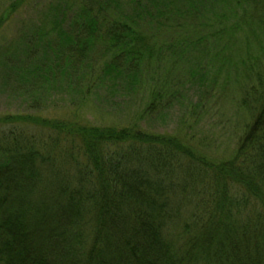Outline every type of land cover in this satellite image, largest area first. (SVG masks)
Listing matches in <instances>:
<instances>
[{
	"label": "trees",
	"instance_id": "obj_1",
	"mask_svg": "<svg viewBox=\"0 0 264 264\" xmlns=\"http://www.w3.org/2000/svg\"><path fill=\"white\" fill-rule=\"evenodd\" d=\"M30 1H6L0 29ZM59 1L31 36L40 40L55 29L64 36L69 25L65 47L79 57L102 42L110 59L103 79L121 77L136 90L152 66L177 65L170 47H157L135 20L138 0H128L132 14L126 0ZM211 1L237 18L216 34L213 55L236 72L227 53L237 44L221 43L249 25L246 0H201L202 6ZM208 39L198 42L203 52ZM244 64L237 87L241 130L227 153L211 151L212 143L190 135L186 124L172 133L141 125L179 101L178 86L152 91L127 123L95 124L75 111L0 115V264H264V72ZM32 72L42 76L38 66ZM192 75L184 87L195 82ZM203 84L202 108L210 88Z\"/></svg>",
	"mask_w": 264,
	"mask_h": 264
},
{
	"label": "rangeland",
	"instance_id": "obj_2",
	"mask_svg": "<svg viewBox=\"0 0 264 264\" xmlns=\"http://www.w3.org/2000/svg\"><path fill=\"white\" fill-rule=\"evenodd\" d=\"M6 1L0 0V15ZM177 1L138 0L132 4L139 9V17L135 20L142 24L149 40L157 47L167 49L169 46L177 61L173 70L167 63L149 68L142 85L135 90L130 89L121 77L102 78L110 60L104 57V49L99 47L102 42L87 57L71 53L65 47L64 39L69 25L64 36H60L61 30L55 29L40 40L33 38L31 34L43 30V16L50 4L56 5L60 1L31 0L17 13L16 19L0 29V115L31 113L64 117L75 111V118L95 124L127 123L135 119L152 91H172L178 86L181 91L179 101L164 112L151 117L146 115L141 125L152 132L172 133L186 124L190 135H195L208 146L212 143L210 150L227 153L241 130L237 87L244 62L253 63L255 70L264 72V0H246L244 9L248 11L249 25L236 32V38L230 40L231 34L221 41V47L226 40L237 44L235 53L234 46L227 53L230 54L228 59L238 66L236 72L222 68V64L213 58L220 44L216 34L237 21L230 9L223 8L221 3L214 4V8L212 1L204 7L203 0L202 3L193 0L199 12L197 19L195 16L191 19L188 12L190 2ZM128 3V0L124 2V9L132 14L134 9ZM205 36L209 39L203 52L198 42ZM186 37H192V42ZM35 66L42 73L38 79L32 72ZM228 72H231L230 77ZM190 75L195 82L184 87ZM204 82L203 86L209 85L210 88L206 97L201 99L202 108L198 103L199 84Z\"/></svg>",
	"mask_w": 264,
	"mask_h": 264
}]
</instances>
